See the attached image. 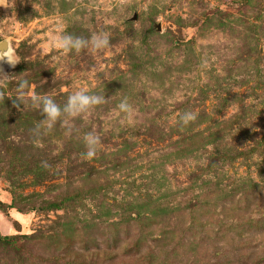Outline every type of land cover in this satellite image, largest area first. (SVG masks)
<instances>
[{"label":"rangeland","instance_id":"rangeland-1","mask_svg":"<svg viewBox=\"0 0 264 264\" xmlns=\"http://www.w3.org/2000/svg\"><path fill=\"white\" fill-rule=\"evenodd\" d=\"M2 40L0 264H264V0H0Z\"/></svg>","mask_w":264,"mask_h":264},{"label":"clouds","instance_id":"clouds-1","mask_svg":"<svg viewBox=\"0 0 264 264\" xmlns=\"http://www.w3.org/2000/svg\"><path fill=\"white\" fill-rule=\"evenodd\" d=\"M110 44V36L107 33H98L93 35L90 40L80 37H74L71 34L62 35L56 41V47L62 51L63 54L72 52H80L91 47L93 50L100 51ZM18 88L27 89L29 82L21 80L17 84ZM32 99L36 101V106L40 108L43 116L44 123L49 131L55 128L58 120L62 115L67 113L73 117L100 106L104 103L105 98L102 95L89 94L87 91H77L68 97L67 103L61 108L53 98L44 97L40 99L37 94H34ZM14 105L19 107V104L14 101ZM118 110L124 114H130L133 111L132 105L124 98L118 104ZM198 113L194 111H186L178 118L177 123L182 126H187L198 118ZM84 144L86 151L82 153L85 160H91L96 157L98 146L101 144V138L92 132L84 136Z\"/></svg>","mask_w":264,"mask_h":264},{"label":"water","instance_id":"water-1","mask_svg":"<svg viewBox=\"0 0 264 264\" xmlns=\"http://www.w3.org/2000/svg\"><path fill=\"white\" fill-rule=\"evenodd\" d=\"M0 60H9L11 62V48L7 40L0 41Z\"/></svg>","mask_w":264,"mask_h":264},{"label":"bare ground","instance_id":"bare-ground-1","mask_svg":"<svg viewBox=\"0 0 264 264\" xmlns=\"http://www.w3.org/2000/svg\"><path fill=\"white\" fill-rule=\"evenodd\" d=\"M1 55L3 56V54H1ZM5 62H6V64H11L12 63L9 60H6V61L5 60L4 61L0 60V69H2L4 67Z\"/></svg>","mask_w":264,"mask_h":264}]
</instances>
